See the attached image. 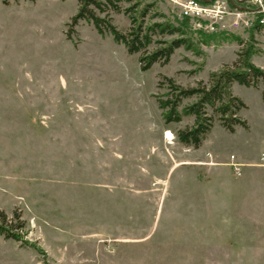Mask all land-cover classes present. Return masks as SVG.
Masks as SVG:
<instances>
[{
	"label": "rangeland",
	"instance_id": "obj_1",
	"mask_svg": "<svg viewBox=\"0 0 264 264\" xmlns=\"http://www.w3.org/2000/svg\"><path fill=\"white\" fill-rule=\"evenodd\" d=\"M142 1L181 22L167 1ZM77 7L0 4V225L20 236L0 235V264H264L262 85L233 84L247 129L215 122L197 150L176 138L192 118L166 125L157 107L161 77L206 81L250 39L264 71V29L227 32L239 45L190 28L201 54L179 48L142 72L85 21L68 39Z\"/></svg>",
	"mask_w": 264,
	"mask_h": 264
},
{
	"label": "trees",
	"instance_id": "obj_2",
	"mask_svg": "<svg viewBox=\"0 0 264 264\" xmlns=\"http://www.w3.org/2000/svg\"><path fill=\"white\" fill-rule=\"evenodd\" d=\"M15 1L0 0V4L8 6ZM25 1L33 3L36 0ZM232 2L238 4L237 0ZM77 5V12L69 24L67 38L70 39L73 28L79 21H85L92 25L99 36L109 35L128 55H137L142 72L154 65L161 67L167 65L175 50L179 48L196 55L201 54L190 35L192 32L188 22L185 20L177 24L170 22L154 11L155 3L142 0H77ZM112 14H123L127 18L129 25L125 32L115 27ZM260 30L257 26L251 28L250 37L252 38V34ZM197 34L202 39L231 38L239 45L242 44L240 39L230 37L227 32ZM166 38L172 39L166 40ZM253 44L250 39L249 43L236 53V59L232 64H225L219 70L209 73L206 81L201 80L194 85L181 86L172 78L161 77L158 89L164 90L165 93L157 97V107L164 124H177L183 118L193 120L191 126L176 131L179 143L193 150L199 149L215 122L230 134L235 132L236 127L247 129L246 122L240 117V112L246 109V105L233 94L231 88L233 84H238L256 89L261 84V97L264 100V71L251 61V57L256 52ZM198 71L199 69L191 71L189 75H195ZM2 219H5L3 215ZM22 226L19 223L18 228ZM0 235L20 241L17 233L1 225Z\"/></svg>",
	"mask_w": 264,
	"mask_h": 264
},
{
	"label": "built area",
	"instance_id": "obj_3",
	"mask_svg": "<svg viewBox=\"0 0 264 264\" xmlns=\"http://www.w3.org/2000/svg\"><path fill=\"white\" fill-rule=\"evenodd\" d=\"M178 11V18L188 22L194 32H237L248 31L257 26L264 29V0H240L239 9L231 7L227 0H165ZM229 166L239 174L241 164L233 162ZM262 166L264 155L261 156Z\"/></svg>",
	"mask_w": 264,
	"mask_h": 264
},
{
	"label": "water",
	"instance_id": "obj_4",
	"mask_svg": "<svg viewBox=\"0 0 264 264\" xmlns=\"http://www.w3.org/2000/svg\"><path fill=\"white\" fill-rule=\"evenodd\" d=\"M201 1L207 3V2H209V1H211V0H201ZM227 1L229 2V4H230L233 8L239 9V8H238V7L232 2V0H227Z\"/></svg>",
	"mask_w": 264,
	"mask_h": 264
},
{
	"label": "bare ground",
	"instance_id": "obj_5",
	"mask_svg": "<svg viewBox=\"0 0 264 264\" xmlns=\"http://www.w3.org/2000/svg\"><path fill=\"white\" fill-rule=\"evenodd\" d=\"M169 137H170V134H169V133H167V135H166L165 139H166V140H169ZM170 140H171V138H170Z\"/></svg>",
	"mask_w": 264,
	"mask_h": 264
},
{
	"label": "crops",
	"instance_id": "obj_6",
	"mask_svg": "<svg viewBox=\"0 0 264 264\" xmlns=\"http://www.w3.org/2000/svg\"><path fill=\"white\" fill-rule=\"evenodd\" d=\"M238 1V5H239V3H240V0H237ZM261 155H264V153H262Z\"/></svg>",
	"mask_w": 264,
	"mask_h": 264
}]
</instances>
